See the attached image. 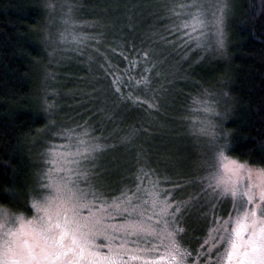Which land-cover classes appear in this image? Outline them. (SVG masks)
<instances>
[{
  "label": "trees",
  "instance_id": "obj_1",
  "mask_svg": "<svg viewBox=\"0 0 264 264\" xmlns=\"http://www.w3.org/2000/svg\"><path fill=\"white\" fill-rule=\"evenodd\" d=\"M43 1L0 0V211L31 215L43 193L41 152L56 138L87 130L122 172L140 161L141 147L158 144L156 124L170 108L176 132L172 120L190 116L199 94L220 98L228 155L264 169V0H227L224 48L216 54L211 39L188 55L191 46L168 26L174 0H59L64 15L50 18ZM141 78L148 87L137 86ZM121 172L104 197L135 186L138 171ZM182 174L173 180L195 181ZM206 221L189 219L179 240L192 255Z\"/></svg>",
  "mask_w": 264,
  "mask_h": 264
},
{
  "label": "snow or ice",
  "instance_id": "obj_2",
  "mask_svg": "<svg viewBox=\"0 0 264 264\" xmlns=\"http://www.w3.org/2000/svg\"><path fill=\"white\" fill-rule=\"evenodd\" d=\"M44 7L50 15L57 11L55 0L46 2ZM74 7L75 3L69 4V13ZM181 7L195 11L191 13L190 23L185 21L174 25L175 29L184 30L189 41L203 43L206 15L210 14L215 21V44L217 49L222 50L225 46L224 23L229 9L227 0H194L192 4ZM62 22L68 23V19L64 18ZM63 35L60 33L61 39ZM45 39H50V35ZM144 55L147 57L149 53ZM113 82L117 83L118 78ZM149 83L147 78L136 81L137 86L143 87H148ZM116 91L120 92V87ZM207 96L211 103L202 101L200 97L195 102L204 103L205 112H213L212 105L218 102L212 100L211 93H207ZM53 106L47 105L48 109ZM149 107L153 105L150 104ZM194 131L198 135L210 137L211 161L207 164L208 174L200 178V184L203 185L200 192L181 201H176L173 193L182 192L185 184L179 180H169L173 187L161 199L158 187L160 181L156 180L147 193H141V184L138 183L132 195H128L131 189L122 190L121 198H113L118 202L107 205L106 201L101 200L103 193L100 191L106 172L99 163L104 146L90 142L92 138L85 130L81 136L88 137V140L77 139L76 144L81 147H77L75 151L58 153L50 147L43 154L45 165L59 166L47 167L42 173L41 190L47 192V195L39 203L34 201L33 207L37 208V215L27 222V230L9 229L8 225L13 223V218L7 208L0 211V218L3 219L0 228L5 229L3 244L0 246V264H128V260L138 259L143 260L144 264H159L160 260L165 259L157 255L161 248L165 250L171 264H184L185 258L192 253L181 250L178 237L182 239L186 234L187 222L196 214L197 201L202 194L208 192L212 193L218 204L225 203L231 195L233 211L237 215L233 218L230 212L228 218L224 219L223 213L216 215V205H213L214 227L209 229L211 239H205L200 244L192 264H264V169L256 170V174L262 178L260 183H252L251 168L235 161L230 162L231 166L220 164L225 159L224 150L230 146L216 144L217 134L210 121L201 122L199 129L194 127ZM68 132L70 134L71 130ZM69 138H72L71 135ZM145 167L146 165L138 169L136 180L142 182L149 174H156L154 169L145 172ZM245 172L249 184L241 192L240 178ZM53 173L63 175H58L57 178ZM192 183L195 181H186V184ZM170 197L173 202H169ZM242 197L246 198V204L251 205V208L245 207ZM147 198L151 199L152 208L158 209L152 215H148L143 208V204L148 202ZM97 201L109 211L114 208L123 217L122 222L104 226V217L97 216L98 210H94ZM241 207L244 208L242 213ZM85 211L87 215L84 214ZM107 218L114 219L111 216ZM108 228L113 231L109 232ZM101 235L110 241L104 245L108 248L107 253L99 251L95 243L96 238ZM114 240H120V243L113 245L111 241ZM129 245L132 247L129 248ZM149 256H156V259L150 260Z\"/></svg>",
  "mask_w": 264,
  "mask_h": 264
},
{
  "label": "rangeland",
  "instance_id": "obj_3",
  "mask_svg": "<svg viewBox=\"0 0 264 264\" xmlns=\"http://www.w3.org/2000/svg\"><path fill=\"white\" fill-rule=\"evenodd\" d=\"M46 2H50L48 0L43 1V6L45 5ZM194 0H178V1H169L167 3V6L165 10L167 11L168 14V19H169V24L168 26L174 30V32H177L179 36L177 39H182V37L185 38L186 44H189L191 47L189 48V51L186 53L187 55L190 54V50L192 49H205L204 47L208 44L209 40L213 39L215 41V21L211 18L210 14L206 15V26L203 28V32L205 34V42L203 43H196V42H191L188 40V38L184 35V30L177 31L174 27V25H179L185 21H188L189 23L191 22V13L195 11V9H185L182 8L181 5L184 4H192ZM61 4H63V7H61ZM170 4H172V7H170ZM57 9L60 13H63L64 9V2L59 1L56 2ZM45 8V7H44ZM46 13L48 14L49 12L45 9ZM56 13V12H55ZM64 15V13H63ZM49 18L52 17V15L48 14ZM61 31V30H60ZM57 29V32L55 34L58 35L60 32ZM72 41H76L79 39L76 38L75 40L73 39V35L68 36ZM75 37V36H74ZM212 43V49L215 51L216 54H219L221 50L217 49L215 42ZM218 50V51H217ZM220 51V52H219ZM219 52V53H218ZM219 57V56H218ZM197 97H200L202 101L208 102V96L207 95H198ZM196 97V98H197ZM214 96H212L213 98ZM214 99V98H213ZM218 103L213 104L212 107L214 108L213 112H205L204 103H196L193 108L190 106V112L192 110L191 115L186 117L184 113L180 115L179 118H174L172 122L174 125L178 126V130L175 132L171 130V116L168 115V113L173 110L170 108L168 113L164 115L162 120H159V124H156L158 129L161 131V135L157 138V145L156 146H143L141 147V153H138L137 155L141 157L139 163L138 161H134L132 164L129 165L128 168L124 169L121 172V166H116L114 159L108 158L107 160L105 159V155L109 154L111 155V151H109L107 154H104L108 151V146L106 143L99 142L98 139L94 136H90L92 139L90 142L92 143H99L103 145V154L99 157V163L102 165L104 169H106V172L104 173L103 176V185L100 189V191L103 193L101 196V200L106 201L107 205H113L118 201H114L113 198H121V192L115 196H109V197H104L107 191L112 190L114 186L118 185L121 181L116 180V175L117 173L121 172V177H125V179H129L130 174L133 172L135 173L140 169L142 166L146 167L144 168L145 172H148V169H154L156 170L155 175L149 174L144 181H138L136 180L135 186L131 189L130 192H128V195H132L136 191V185L139 183L141 184V193H147L148 191L151 190L152 188V182L159 180L160 183L158 185L159 189L161 190V199H164L165 196L168 195V190L172 189V186H169V180H173L175 177H177L178 173L186 172L190 174H195L193 175V178L195 179V183L193 184H187L183 188L182 192H175L173 195L175 196L176 201H181V200H187L189 196H196L197 193L200 192V189L203 185L200 184V178L203 176H206L208 174L207 172V164L211 161V152L209 151V140L210 137L206 135H198L196 131H194V127L196 129H199L201 126V122H211V125L214 127V130L217 134L216 136V144L218 146H223L225 144V131L222 129V124H221V119L223 117L222 110L219 106L220 104V98L217 97V99H214ZM211 103V102H208ZM192 116V117H191ZM163 121V124L161 123ZM173 133V134H172ZM72 138L70 139L68 136L65 138H56L52 145H48L43 148L42 150V161L44 162L43 168L41 173L46 171L47 167H58L59 165L52 166V165H45V158L43 154L47 151H49L50 147L58 152V153H65L68 151H75L77 147H81L76 144L77 139H85L86 141L88 140V137H82L81 134L79 135H72ZM164 139V141H163ZM64 146V147H61ZM127 151V148L125 152ZM225 152V159L220 162L221 165H229L231 166L230 162L235 161L237 164H244L239 162L238 160L230 157L228 155L227 149L224 150ZM104 157V158H103ZM135 164H137L135 166ZM135 167H134V166ZM246 168H251L253 170V176H252V183H260L261 177H259L256 174V170L261 169L258 167H252L244 164ZM133 166V167H132ZM162 168H166L168 173H163ZM166 171V170H165ZM164 171V172H165ZM221 171H223V168H221ZM171 172V173H169ZM175 177H174V174ZM54 176L58 175H63V173L56 174L53 173ZM107 178H111L113 182H117L116 184H109L106 181ZM134 178V177H133ZM124 180V179H123ZM249 184V180L247 179V173L245 172L241 178H240V185H239V190L243 192ZM171 185V184H170ZM81 187H84L83 184L80 185ZM124 186V185H123ZM121 186V191L125 190ZM42 195L40 198L36 199L35 202L39 203L43 200L44 196L47 195V192L42 191ZM142 195V199H143ZM91 199V197H90ZM242 201L244 202L245 207L251 208V205L246 204V198H241ZM147 203L143 204V208L147 212L148 215H152L153 213H156L158 209L152 208L151 206V199L147 198ZM137 202V201H134ZM169 202H173L171 200V197L169 198ZM34 203V202H33ZM216 205V215H220L223 213V218L227 219L229 213H232L233 218L237 215L236 212L233 211V199L231 195H229L226 199V202L223 204H218L217 201L213 198L212 193L208 192L207 194H202L200 196V199L196 203V214L193 215L190 219H192L194 216L197 217L200 215V218L203 219L206 214V219H207V226L205 228V234L201 236L200 244L204 242L205 239H211L210 234H209V229L214 227V224L212 223L213 221V205ZM94 210L96 211V215L100 217H104L103 224L104 226L107 225H118L120 222H122L123 217L119 213L116 212L114 208H112L110 211L107 210L105 206H102L99 201H97L94 204ZM244 210L243 207L240 208V212L242 213ZM87 215V212L85 211L84 213ZM37 215V208L33 207L32 205V213L29 216H24L19 213H10V216L13 218V223H10L8 225V228L11 229L12 231H17L20 229L27 230L28 228V221L33 220ZM114 217V219H108L107 217ZM20 218V219H17ZM155 219V217H154ZM3 224V219L0 218V225ZM109 232H112L113 230L111 228L107 229ZM4 231L5 229L0 228V246L3 244L4 240ZM117 235H121L117 233ZM180 237H178V242L180 244L181 250L182 251H187L184 247H182L180 243ZM110 241L105 239L103 235L98 236L95 240L96 245L99 247V251L103 253L108 252V248L104 247L105 244H108ZM113 245L119 244L120 240H114L111 241ZM129 248L132 246L129 245ZM207 249H205L206 251ZM221 252H223V249H220ZM159 256L165 257V259H162L159 261V264H171V262L167 259L165 250L163 248L160 249L159 253L157 254ZM127 259V257H126ZM148 259L154 260L156 259V256H149ZM196 259V254L191 255L189 257L185 258L184 264H192V262ZM128 264H144L143 260L138 259V260H128Z\"/></svg>",
  "mask_w": 264,
  "mask_h": 264
}]
</instances>
